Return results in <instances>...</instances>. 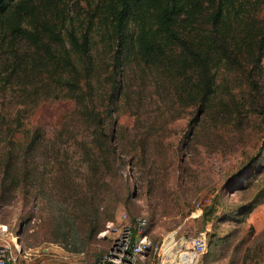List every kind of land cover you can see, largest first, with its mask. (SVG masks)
Wrapping results in <instances>:
<instances>
[{
  "label": "trees",
  "instance_id": "16d2710c",
  "mask_svg": "<svg viewBox=\"0 0 264 264\" xmlns=\"http://www.w3.org/2000/svg\"><path fill=\"white\" fill-rule=\"evenodd\" d=\"M263 5L264 0H85V6L81 0H0V97L9 104L14 91L37 100L72 98L88 129L54 130L48 141L46 130H17L10 107L0 102V150L11 147L0 153V206L28 182L65 204L74 221L85 216L88 233L100 231L128 199L116 196L102 205L105 170L127 156L131 171L136 155L145 157L151 133L136 130L128 138L118 130L120 78H113L103 107L86 99L82 81L93 69L94 33L112 53L113 66L136 61L159 77L157 107L165 101L170 110L176 103L196 116L216 108L239 122L246 99L237 97L244 91L236 88L253 93L264 80ZM71 144L89 171L83 184L73 180V156L65 148ZM21 153L31 159L23 172L17 166ZM254 178L248 176L242 190ZM259 199L256 192L236 209L241 222ZM215 202L204 209V224L215 217ZM214 235L210 249L229 237Z\"/></svg>",
  "mask_w": 264,
  "mask_h": 264
},
{
  "label": "rangeland",
  "instance_id": "374dc122",
  "mask_svg": "<svg viewBox=\"0 0 264 264\" xmlns=\"http://www.w3.org/2000/svg\"><path fill=\"white\" fill-rule=\"evenodd\" d=\"M81 4L85 6V0ZM94 36L93 69L82 81L86 99L103 107L108 103L113 78H120L117 127L125 130L128 138L136 130L150 131L145 157L136 155L131 171L127 156L123 163H110L105 170L102 205L116 196L128 194V199L117 205L113 220L106 221L96 234L88 233L85 216L74 221L65 204L49 199L28 182L20 187L13 201L0 206V244L12 250L16 238L21 249L18 256L13 250L17 257L11 264H96L111 244V232L103 233L107 223L120 222L122 213L128 219L146 218L150 240L158 247L170 240L176 245L187 242L203 230L208 241L214 234L229 236L220 245L208 247L198 264H264V80L253 93L246 86L236 88L244 91L237 97L246 99L239 122L216 108L197 116L176 103L169 110L164 101L159 108L153 101L159 93L155 85L159 77L142 70L136 61L113 66L112 53L96 33ZM12 94L11 104L8 98L0 97V102L10 107V119L17 130H46L48 141L54 130H88L72 98L38 101L28 93ZM16 137L25 144L22 133ZM70 142L72 139L67 144ZM65 148L73 156L68 161L73 180L83 184L89 177L86 164L78 158L74 145ZM9 149L5 147L0 153ZM17 157L20 172L31 166L24 153ZM37 160L42 163L44 155ZM248 176H255L254 185L242 190ZM256 192L260 199L241 222L236 209ZM215 198L216 215L204 224L202 213ZM162 252L152 249L140 258V264H158Z\"/></svg>",
  "mask_w": 264,
  "mask_h": 264
},
{
  "label": "built area",
  "instance_id": "2783aa9c",
  "mask_svg": "<svg viewBox=\"0 0 264 264\" xmlns=\"http://www.w3.org/2000/svg\"><path fill=\"white\" fill-rule=\"evenodd\" d=\"M200 207V202H196ZM118 223L108 222L103 233L111 232L112 240L108 250L99 257L96 264H137L139 259L146 257L153 249L162 252L158 264H198L208 249V234L206 230L197 232L189 241L162 242L158 247L150 240L148 221L144 217H136L135 222L128 219L126 213L121 214ZM186 243V244H184ZM14 248L0 244V264L15 263L21 253L20 245L14 239ZM13 250L17 256L13 255ZM145 264H152L145 262Z\"/></svg>",
  "mask_w": 264,
  "mask_h": 264
},
{
  "label": "crops",
  "instance_id": "0c3cea01",
  "mask_svg": "<svg viewBox=\"0 0 264 264\" xmlns=\"http://www.w3.org/2000/svg\"><path fill=\"white\" fill-rule=\"evenodd\" d=\"M140 261H141V259L138 261V263H137V264H140ZM142 264H145V262L143 261V262H142Z\"/></svg>",
  "mask_w": 264,
  "mask_h": 264
}]
</instances>
